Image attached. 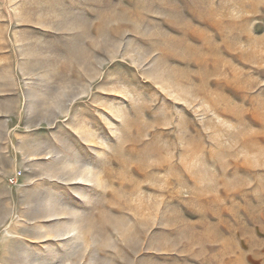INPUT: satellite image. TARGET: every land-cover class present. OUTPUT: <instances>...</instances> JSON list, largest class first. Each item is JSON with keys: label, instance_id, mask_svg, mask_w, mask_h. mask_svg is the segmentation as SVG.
<instances>
[{"label": "rangeland", "instance_id": "374dc122", "mask_svg": "<svg viewBox=\"0 0 264 264\" xmlns=\"http://www.w3.org/2000/svg\"><path fill=\"white\" fill-rule=\"evenodd\" d=\"M0 264H264V0H0Z\"/></svg>", "mask_w": 264, "mask_h": 264}, {"label": "bare ground", "instance_id": "6f19581e", "mask_svg": "<svg viewBox=\"0 0 264 264\" xmlns=\"http://www.w3.org/2000/svg\"><path fill=\"white\" fill-rule=\"evenodd\" d=\"M82 173V172H81ZM80 173V174H81ZM80 180H83V176L82 175H80ZM48 215V214H47ZM55 215H57V214H54V213H52V214H49L48 216H55ZM74 223V222H73ZM73 223H72V226H69V227H67L66 228V230L65 231H57L56 233H55V236L54 237H60L61 238V236L63 237L64 235H68V233H70V232H72V231H75L76 229H78V228H76L75 227V225H73ZM76 224V223H75ZM54 231H56V230H54ZM54 234V233H53ZM78 236V235H77Z\"/></svg>", "mask_w": 264, "mask_h": 264}]
</instances>
